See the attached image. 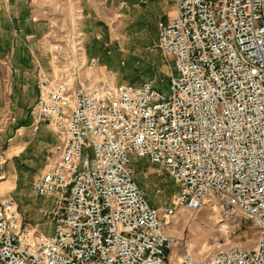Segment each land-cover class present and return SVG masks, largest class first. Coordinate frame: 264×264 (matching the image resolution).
I'll use <instances>...</instances> for the list:
<instances>
[{"label":"built area","instance_id":"1","mask_svg":"<svg viewBox=\"0 0 264 264\" xmlns=\"http://www.w3.org/2000/svg\"><path fill=\"white\" fill-rule=\"evenodd\" d=\"M175 4V18L158 24L176 71L168 94L96 78L80 40L49 37L51 72L38 68L31 115L34 130L46 123L56 137L34 180L35 196L53 200L51 228L27 223L0 193V264H264V0ZM135 158L173 177L170 204L150 203ZM7 163L0 146V182ZM205 205L248 219L254 245L236 238L195 257L168 226Z\"/></svg>","mask_w":264,"mask_h":264},{"label":"crops","instance_id":"2","mask_svg":"<svg viewBox=\"0 0 264 264\" xmlns=\"http://www.w3.org/2000/svg\"><path fill=\"white\" fill-rule=\"evenodd\" d=\"M79 3L85 53L98 63L93 75L102 78L111 73L108 77L116 83L130 84L114 71L118 61L142 51L144 43L157 45L159 22H169L177 14L175 0ZM46 13L36 0H0V146L8 157L0 193L12 196L25 221L39 229L53 200L35 196L34 180L43 173L47 154L56 144L46 123L34 130L31 115L38 97V68L51 72L49 37L54 22Z\"/></svg>","mask_w":264,"mask_h":264},{"label":"rangeland","instance_id":"3","mask_svg":"<svg viewBox=\"0 0 264 264\" xmlns=\"http://www.w3.org/2000/svg\"><path fill=\"white\" fill-rule=\"evenodd\" d=\"M36 1L54 22L52 36L66 40L69 44L80 40L84 46V35L79 30V0ZM114 68V71L130 84L139 85L150 82L165 94L169 93L170 80L176 73L173 59L163 56L154 43L142 44V51H135L131 58L119 60ZM108 75L113 76L108 73L105 77ZM51 159L52 151H49L44 170L50 164ZM133 163L136 179L145 189L150 203L156 207L170 204L172 195L178 190L173 177L168 172L158 175L154 169L149 167L153 165L146 158H135ZM157 188H160L162 192L158 194ZM18 202L23 207L20 199ZM39 222L41 231L50 230L51 224L48 216L41 217ZM168 231L176 238L187 236L192 253L198 258L223 249L236 238L249 248L254 245L257 238L255 229L248 219L240 216L237 219H228L212 205H205L195 214L180 210L169 224Z\"/></svg>","mask_w":264,"mask_h":264},{"label":"bare ground","instance_id":"4","mask_svg":"<svg viewBox=\"0 0 264 264\" xmlns=\"http://www.w3.org/2000/svg\"><path fill=\"white\" fill-rule=\"evenodd\" d=\"M190 217H192V216H190Z\"/></svg>","mask_w":264,"mask_h":264}]
</instances>
